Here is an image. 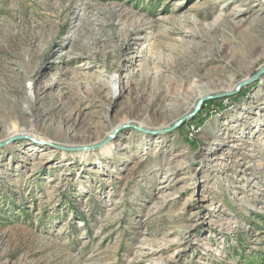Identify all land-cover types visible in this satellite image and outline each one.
Instances as JSON below:
<instances>
[{
  "label": "rangeland",
  "instance_id": "1",
  "mask_svg": "<svg viewBox=\"0 0 264 264\" xmlns=\"http://www.w3.org/2000/svg\"><path fill=\"white\" fill-rule=\"evenodd\" d=\"M263 68L264 0H0V264H264Z\"/></svg>",
  "mask_w": 264,
  "mask_h": 264
},
{
  "label": "bare ground",
  "instance_id": "2",
  "mask_svg": "<svg viewBox=\"0 0 264 264\" xmlns=\"http://www.w3.org/2000/svg\"><path fill=\"white\" fill-rule=\"evenodd\" d=\"M242 82H244V81H238V82H236V84H232L228 88L230 89L233 86H236ZM216 86H219V82L217 80H215L212 83L199 80V82L195 83L194 87L192 88V92L190 94H187L186 97H183L179 102L173 103L171 105V111L177 113L178 119L182 118L181 117L182 115H181V113H179L180 112L179 110L182 108H186L187 104L190 102V98H195V99L201 100V98H204L205 96L209 95L213 91V88ZM33 121L34 120H32V122ZM224 124H226V123H224ZM19 125L18 126L13 125L11 128L7 129L8 130L7 139H10L13 136H17V135L32 133L31 129H29V128L26 129L23 126H19ZM76 134L77 133H72V132L70 133L68 131V132H65V137L67 140L70 139L68 142L71 143L72 137ZM102 139L104 140V138H101L100 140H102ZM108 145H110V144H108ZM89 153H90V151H86V152L79 151L78 153H76V155L83 158V159H86V158H88Z\"/></svg>",
  "mask_w": 264,
  "mask_h": 264
},
{
  "label": "water",
  "instance_id": "3",
  "mask_svg": "<svg viewBox=\"0 0 264 264\" xmlns=\"http://www.w3.org/2000/svg\"><path fill=\"white\" fill-rule=\"evenodd\" d=\"M262 71H264V68L260 70V72H262ZM200 104H201V101H199V102L197 103V105H196V107H195V109H194V112L191 113L189 116L193 115L194 113H196V112L198 111V108H199Z\"/></svg>",
  "mask_w": 264,
  "mask_h": 264
}]
</instances>
